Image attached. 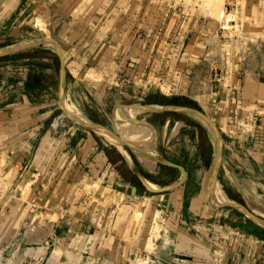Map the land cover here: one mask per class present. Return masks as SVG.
Returning a JSON list of instances; mask_svg holds the SVG:
<instances>
[{
    "label": "rangeland",
    "instance_id": "obj_1",
    "mask_svg": "<svg viewBox=\"0 0 264 264\" xmlns=\"http://www.w3.org/2000/svg\"><path fill=\"white\" fill-rule=\"evenodd\" d=\"M236 2L238 0H151L152 5L160 4L172 11L168 14L173 18L199 13L207 24L214 22L216 30L224 22L238 23L233 13ZM31 38L42 37L30 32L0 31V48ZM173 54H176L175 49ZM61 67L62 61L55 48L47 43L24 47L0 57V103L18 100V94H26L25 90L32 92V100L36 103L52 99L57 110L49 128L54 131L52 138L58 141L48 160L37 158L36 163L27 160L21 176H8L7 183L0 184V264L93 263L98 261V255H90L98 248V232L132 240L144 237L141 245L131 241L135 244L131 264H225L224 256L229 253L228 261L232 264L238 253L252 247L246 241L248 238L262 244L254 262L264 264V229L236 208H217L225 202L214 189L208 194L207 181L215 158V137L210 127L188 114L139 111L143 108L138 105L186 106L207 115L192 97L191 82L186 80L181 87L168 88L161 83L163 81H151V92L143 97L140 94L116 95L117 91L111 87L107 89L105 84L98 88L104 94L103 98L98 93L97 99L84 84L66 75L67 115L59 108ZM208 84L204 81L200 88L206 91ZM67 85L74 97L70 98ZM151 96L167 104L150 103ZM75 109L81 119H89L118 135L117 140L123 148L141 165L153 167L150 173L144 172L150 182L159 188L174 183L180 185L165 193L149 191L146 198L132 201L129 207L124 204L108 206L98 215V183L84 163L74 159L73 152L66 162L68 171L64 173L66 166L56 152L63 137L71 136L76 129L99 137L109 147L113 144L105 135L70 119L78 121ZM54 121L57 122L53 126ZM123 123L136 145L128 139ZM81 137L76 135L72 143L76 145ZM125 140L134 148L148 152V156L145 157L141 149L142 154L134 149L132 152L124 146ZM36 152L37 149L33 151L34 158ZM165 160L177 161L176 164L186 168V183H180L182 173L179 169L166 168L169 166L163 163ZM250 162L253 165L247 168L253 171L255 161L251 158ZM31 166L34 167L32 171ZM246 173L240 158L229 156L224 160L223 154L216 183L228 199L264 220V175L254 174V171ZM62 183L70 185L59 198ZM45 220L53 222L49 227V232L52 231L49 239L44 235H48Z\"/></svg>",
    "mask_w": 264,
    "mask_h": 264
},
{
    "label": "crops",
    "instance_id": "obj_2",
    "mask_svg": "<svg viewBox=\"0 0 264 264\" xmlns=\"http://www.w3.org/2000/svg\"><path fill=\"white\" fill-rule=\"evenodd\" d=\"M168 12L172 13L151 0H0V31L50 38L62 52L66 75L84 84L97 99L98 88L105 84L116 95L143 97L150 94L151 81H163L170 88L188 80L192 97L221 132L224 160L238 157L246 174L264 175V0H238L233 11L238 23L224 22L217 30L199 13L181 19ZM204 81L209 83L206 91L200 88ZM25 93L18 94V100L0 103V184L7 183L8 176H21L27 160H48L58 142L49 128L57 110L54 101L36 103L32 92ZM68 94L74 97L69 87ZM76 135L82 137L74 145ZM63 139L56 154L66 166L64 173L73 152L98 183V215L108 206L129 207L148 196L137 173L159 187L144 173L153 167L148 169L99 137L76 129ZM251 158L253 171L247 168L253 165ZM63 176L59 177L66 179ZM69 185H60L59 198ZM43 222L49 239L53 222ZM123 238L98 232V248L90 253L98 255V261L89 264H131L135 247L131 241L141 245L144 237ZM249 240L252 247L238 253L232 264H248V260L256 264L262 244ZM229 254L224 256L225 264H231Z\"/></svg>",
    "mask_w": 264,
    "mask_h": 264
},
{
    "label": "water",
    "instance_id": "obj_3",
    "mask_svg": "<svg viewBox=\"0 0 264 264\" xmlns=\"http://www.w3.org/2000/svg\"><path fill=\"white\" fill-rule=\"evenodd\" d=\"M52 44L53 47L55 48L58 56L60 57L61 61H62V67H61V96H60V106L62 108V110L67 114V112L65 111V96H64V87H65V78H66V68L63 62V55L61 50L58 48V46L56 45L55 42H50L47 38H31V39H24L21 41H18L12 45H7L4 47L0 48V57L4 56V55H8V54H12L14 52H17L18 50L24 48V47H30V46H35V45H39V44ZM142 107L144 110V112H148V113H182V114H188L191 116H198L201 119H203L210 127V129L213 131L214 137H215V158H214V163H213V167L211 170V174L210 177L207 181V190H208V194L211 193V191L214 188V183H216V177H217V173H218V169L221 165V161H222V156H223V139L221 136V133L218 129V127L216 126V124L214 123V121L209 118L205 113L196 110V109H192L186 106H140ZM69 115V114H67ZM70 119H72L76 124L83 126L85 128L91 129L95 132L98 131H106L109 135H111L112 137L119 139V136L114 134L113 132H111L109 129H107L106 127L95 123L93 121H90L88 119V122H83L81 120H74L72 117H70ZM110 132H109V131ZM125 144L124 146L127 147L128 149H130L132 152V145L130 144L129 141H123ZM164 164L168 165L169 167H173V168H177L181 171L182 173V181L180 183L184 184L186 183V181L188 180V172L186 170V168L182 165L176 164L174 162H170V161H163ZM139 175V178L141 180V182L143 183L144 187L152 192V193H165L168 191L173 190L174 188H176L177 186H179L180 184L178 183H174L171 185H167L165 187H157L154 188L152 184H150L149 182H147L144 177H142L139 173H137ZM136 187L133 188L132 194L136 195ZM222 206H229V207H233L238 209L239 211H241L242 213H244L250 220H252L256 225H258L259 227L264 229V220H262L261 218H259L258 216H256L255 214H253L251 211H249L245 206L241 205L240 203L234 201V200H230L228 199L227 202L222 203L217 205L218 207H222Z\"/></svg>",
    "mask_w": 264,
    "mask_h": 264
},
{
    "label": "bare ground",
    "instance_id": "obj_4",
    "mask_svg": "<svg viewBox=\"0 0 264 264\" xmlns=\"http://www.w3.org/2000/svg\"><path fill=\"white\" fill-rule=\"evenodd\" d=\"M47 45H51V46H53L52 44H47ZM66 102H67V101H66ZM71 105H72V104H71ZM69 106H70V105H69ZM143 110H144V109L139 110V111H143ZM75 111H76V109H75ZM143 112H144V111H143ZM76 113H77V114H75V116L77 117L78 120H81V121H83V122H88V121H87L86 119H84V118L81 119L82 117H79L77 111H76ZM194 117H196L197 119L201 120L204 124H206V125L209 127V125H208L203 119H201V118L198 117V116H194ZM124 120H125V118H124ZM123 126H124V131L127 132V131H128V127L125 125V123H123ZM98 132H99L100 134L105 135V138L108 137V138H109V141H110L115 147H117L118 149H122V150L124 151V154H126V155L129 156L128 152L126 151L125 148H123V146H122V144L120 143V141H118L116 138H114V137H112L111 135H109L106 131H98ZM127 135H128V139L131 141V143L134 144V145H136V142L134 141L133 137H132L131 135H129L128 132H127ZM132 149H134L135 151H137V153L142 154V152L139 150V149H141V150L144 151V153H145L144 156H145V157L148 156V152H146L145 150H143V149L140 148V147H139V149H136V148H134V147L132 146ZM213 189L216 191V193H218L219 197H220L224 202H227V201H228L227 195L224 194V192L222 191L220 185H218V184L216 183Z\"/></svg>",
    "mask_w": 264,
    "mask_h": 264
},
{
    "label": "trees",
    "instance_id": "obj_5",
    "mask_svg": "<svg viewBox=\"0 0 264 264\" xmlns=\"http://www.w3.org/2000/svg\"><path fill=\"white\" fill-rule=\"evenodd\" d=\"M148 102L150 103H161V104H167V102H164V101H161L158 99V97H153L151 96L149 99H148ZM166 167V166H165ZM168 169H174V168H171V167H166Z\"/></svg>",
    "mask_w": 264,
    "mask_h": 264
}]
</instances>
